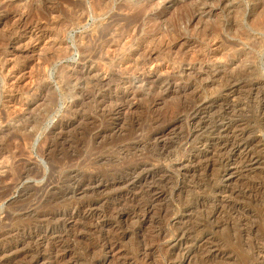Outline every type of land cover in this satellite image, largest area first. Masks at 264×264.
Masks as SVG:
<instances>
[{
    "label": "rangeland",
    "instance_id": "rangeland-1",
    "mask_svg": "<svg viewBox=\"0 0 264 264\" xmlns=\"http://www.w3.org/2000/svg\"><path fill=\"white\" fill-rule=\"evenodd\" d=\"M263 105L264 0H0V264H264Z\"/></svg>",
    "mask_w": 264,
    "mask_h": 264
},
{
    "label": "bare ground",
    "instance_id": "bare-ground-1",
    "mask_svg": "<svg viewBox=\"0 0 264 264\" xmlns=\"http://www.w3.org/2000/svg\"><path fill=\"white\" fill-rule=\"evenodd\" d=\"M111 18H112V17H111ZM104 36H105V35H104ZM89 54H90V53H89ZM85 55H87V54H85ZM149 63H150V62H149ZM145 65H146V63H145ZM143 67L145 68L144 65L142 66V68H143ZM142 68H141V69H142ZM144 68H143V69H144ZM151 68H152V67H151ZM153 68H154V66H153ZM147 70H148V69H147ZM156 70H157V69H156ZM156 70H155V71H156ZM143 71H144V70H143ZM149 71H151V69H150ZM153 73H155V72H153ZM150 74H151V73H150ZM153 75H154V74H153ZM155 75H156V74H155ZM103 76H104V75H103ZM103 78H104V77H103ZM152 78H153V77H152ZM153 79H154V78H153ZM159 79H160V78H159ZM196 105H197V104H196ZM190 107H192V106H190ZM262 107H264V105L261 106V108H262ZM261 108H260V109H261ZM183 109H184V108H183ZM185 109H186V108H185ZM188 109H189V108H188ZM203 109H204V108H203V105H202V106H199V107H192V109L190 108V110H188V111H189L188 113L186 112L187 110H186L185 112H186L187 114H190V115H188L189 117H190V116H192V117H197V116H199V115L202 113ZM246 145H247V143L244 144V147H245ZM44 213H45V212H44ZM44 215H47V214L45 213ZM44 215H43V216H44ZM51 217H52V216H51Z\"/></svg>",
    "mask_w": 264,
    "mask_h": 264
}]
</instances>
